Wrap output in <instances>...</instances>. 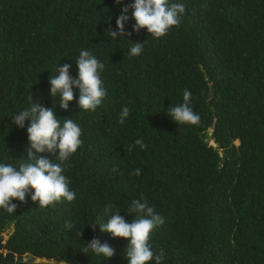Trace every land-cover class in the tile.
<instances>
[{"label":"trees","instance_id":"obj_1","mask_svg":"<svg viewBox=\"0 0 264 264\" xmlns=\"http://www.w3.org/2000/svg\"><path fill=\"white\" fill-rule=\"evenodd\" d=\"M172 2L185 6L180 24L156 39L131 18L112 36L133 0H0V163L59 162L76 193L40 208L29 191L13 215L0 211V240L23 260L0 264H128L127 241L101 227L137 218L133 201L164 218L150 237L163 264H264V0ZM82 50L104 65L107 94L85 112L73 87L63 110L50 79L68 64L75 80ZM185 90L195 126L169 116ZM34 104L80 125L66 161L31 148L30 120L15 124ZM94 239L113 255L85 251Z\"/></svg>","mask_w":264,"mask_h":264},{"label":"clouds","instance_id":"obj_2","mask_svg":"<svg viewBox=\"0 0 264 264\" xmlns=\"http://www.w3.org/2000/svg\"><path fill=\"white\" fill-rule=\"evenodd\" d=\"M123 0H115L116 5ZM129 7L132 9L131 17L128 16ZM185 12L181 2L172 0H133L131 5L121 8V14L116 19V31L122 33L125 23L131 18L134 31L146 30L153 38L164 36L171 28L180 24ZM143 45L136 44L131 47L130 55L135 57L142 53ZM71 65L65 64L59 69V74L50 79V93L55 96L60 94V107L67 110L69 102L73 100V87L79 89L78 106L82 111H95L106 96V90L101 80L104 65L95 55L87 50H82L76 60L77 78L73 80L69 75ZM191 92L185 90L183 102L170 109L169 116L180 125H198L200 116L193 111L191 105ZM130 114L125 107L120 113V122L124 123ZM25 120H30L27 127V137L31 148L37 152H57V160L66 161L76 153L81 146L82 130L74 120L58 119L51 108L45 109L39 105H32L29 109L20 112L15 117V124L24 127ZM136 145L141 141L136 140ZM142 147V145H141ZM61 163L51 162L40 158L35 163L24 164L19 170L10 164L0 163V211L10 215L17 209L14 201L24 202L25 196L31 192L32 202H38V207L44 208L60 200L72 202L76 193L69 188L67 177L63 174ZM131 215L137 218L126 222L120 215H113L108 223L102 225L101 230L110 234L114 239L127 241L128 264H163L164 257L157 254L150 237L152 232L163 225L164 218L147 203L133 201L130 206ZM85 251L95 255L110 258L113 250L98 240H92Z\"/></svg>","mask_w":264,"mask_h":264},{"label":"water","instance_id":"obj_3","mask_svg":"<svg viewBox=\"0 0 264 264\" xmlns=\"http://www.w3.org/2000/svg\"><path fill=\"white\" fill-rule=\"evenodd\" d=\"M7 235L8 234H5V237H3L0 240V260H3L5 262H17V263L23 262L21 257L8 253L5 250V243H6L5 238H7Z\"/></svg>","mask_w":264,"mask_h":264}]
</instances>
